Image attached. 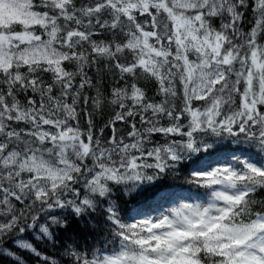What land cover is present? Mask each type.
<instances>
[{"label": "snow or ice", "instance_id": "1", "mask_svg": "<svg viewBox=\"0 0 264 264\" xmlns=\"http://www.w3.org/2000/svg\"><path fill=\"white\" fill-rule=\"evenodd\" d=\"M5 258L264 264V0H0Z\"/></svg>", "mask_w": 264, "mask_h": 264}, {"label": "trees", "instance_id": "2", "mask_svg": "<svg viewBox=\"0 0 264 264\" xmlns=\"http://www.w3.org/2000/svg\"><path fill=\"white\" fill-rule=\"evenodd\" d=\"M75 227H76L75 224H73V229H75ZM4 264H9L6 258L4 259Z\"/></svg>", "mask_w": 264, "mask_h": 264}]
</instances>
